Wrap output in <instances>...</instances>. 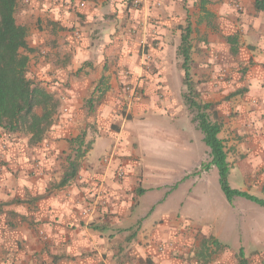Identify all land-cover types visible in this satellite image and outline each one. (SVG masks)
Segmentation results:
<instances>
[{
    "label": "crops",
    "instance_id": "obj_1",
    "mask_svg": "<svg viewBox=\"0 0 264 264\" xmlns=\"http://www.w3.org/2000/svg\"><path fill=\"white\" fill-rule=\"evenodd\" d=\"M77 1L17 3L28 76L59 106L38 143L0 130V264H264V204L228 199L205 168L178 54L188 29V81L220 126L228 184L264 200V10Z\"/></svg>",
    "mask_w": 264,
    "mask_h": 264
},
{
    "label": "trees",
    "instance_id": "obj_2",
    "mask_svg": "<svg viewBox=\"0 0 264 264\" xmlns=\"http://www.w3.org/2000/svg\"><path fill=\"white\" fill-rule=\"evenodd\" d=\"M203 3L209 0H202ZM18 0H0V130L7 133H24L29 136V143H38L50 131L55 119L59 101L38 81L28 76L27 30L16 21ZM256 10H264V0H255ZM188 29L181 37L178 54L182 57L184 71L183 82L187 91L183 100L193 112V119L204 135V142L209 148L210 160L204 165H214L218 171L220 187L228 199L234 195L245 196L259 204L264 200L245 192L232 189L227 181L229 166L226 161L224 146L218 137L220 126L207 112L208 105L198 103L188 81ZM78 145L75 157L68 161L62 182L75 175L77 159L83 155L80 138L73 139Z\"/></svg>",
    "mask_w": 264,
    "mask_h": 264
},
{
    "label": "built area",
    "instance_id": "obj_3",
    "mask_svg": "<svg viewBox=\"0 0 264 264\" xmlns=\"http://www.w3.org/2000/svg\"><path fill=\"white\" fill-rule=\"evenodd\" d=\"M143 1H144V0H131V6H132L133 8H139ZM77 4H78V6L81 7V6L84 5V1H83V0H78V1H77ZM237 6L239 7L238 4H237ZM124 91H125L126 93H128V95L131 96V97H132V96H135V95L137 94V92H138L135 88H133V87H131V86H128V85H126V86L124 87ZM251 102L255 103L256 101H255V99H252ZM63 111L66 113V112H67V108H66V107L63 108ZM110 156H111V154H110L108 157H106L104 160H105V161H108V160L110 159ZM119 174H120V175H123V174H124V171H123V170H120V171H119ZM158 249L161 250V249H162V246H159Z\"/></svg>",
    "mask_w": 264,
    "mask_h": 264
},
{
    "label": "rangeland",
    "instance_id": "obj_4",
    "mask_svg": "<svg viewBox=\"0 0 264 264\" xmlns=\"http://www.w3.org/2000/svg\"><path fill=\"white\" fill-rule=\"evenodd\" d=\"M215 180H216V183H218V181H217V177L215 176Z\"/></svg>",
    "mask_w": 264,
    "mask_h": 264
}]
</instances>
